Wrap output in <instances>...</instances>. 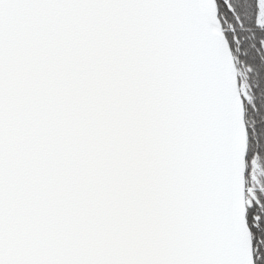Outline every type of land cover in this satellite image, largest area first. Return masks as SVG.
<instances>
[{"label":"snow or ice","instance_id":"6c2138e0","mask_svg":"<svg viewBox=\"0 0 264 264\" xmlns=\"http://www.w3.org/2000/svg\"><path fill=\"white\" fill-rule=\"evenodd\" d=\"M0 264H264V0H0Z\"/></svg>","mask_w":264,"mask_h":264}]
</instances>
